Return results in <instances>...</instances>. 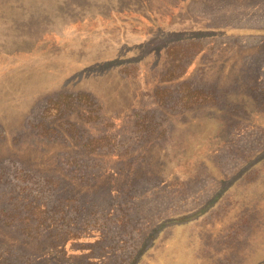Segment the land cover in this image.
<instances>
[{
	"label": "rangeland",
	"instance_id": "374dc122",
	"mask_svg": "<svg viewBox=\"0 0 264 264\" xmlns=\"http://www.w3.org/2000/svg\"><path fill=\"white\" fill-rule=\"evenodd\" d=\"M242 81L264 92V0H0V243L30 264L65 230L49 264H264V106ZM71 186L99 203L85 219L9 225L23 192Z\"/></svg>",
	"mask_w": 264,
	"mask_h": 264
},
{
	"label": "trees",
	"instance_id": "16d2710c",
	"mask_svg": "<svg viewBox=\"0 0 264 264\" xmlns=\"http://www.w3.org/2000/svg\"><path fill=\"white\" fill-rule=\"evenodd\" d=\"M242 83L244 84V89L246 88L248 90L249 95L253 94L254 96H256L261 101L262 106H264V97H261V98L259 97V94L260 95L263 94L264 96V92L258 87V84L249 85L245 83L244 81H242ZM244 89H242V91ZM183 92L186 93V97H188L187 102L190 103L188 105L197 104L198 106H201L207 103L212 104V105H219V104L221 105L220 99L218 98V97H221V93L219 92V90L206 89L205 87L198 88V87H192L191 85H189V87L187 86L186 90ZM78 97L80 98V100L86 99L88 101L89 99V96L85 94L80 95ZM184 99H185V96L183 100ZM94 150L95 149H92V152ZM74 160L76 159L74 158ZM70 167L75 174L73 175L74 176L73 178L80 179L78 164L75 163L74 161L72 162V165H70ZM124 183H127V182L124 181ZM79 190L80 189L75 188L74 186H71L70 191L68 193L69 195L65 196L62 200L57 201L55 204L53 203V205H51L50 200L41 201L39 198L35 197L34 195H30L28 192L27 193L23 192L22 195H20L17 199L15 198L14 203L9 207L10 209H12V215L11 216L8 215L6 211L4 213H5V216L10 217L12 221V223L10 221L9 225L13 224L17 220V222H20L23 225L22 230L27 235L36 238L38 237L39 232H41L44 228L46 231V229L50 227V224H52L51 222L55 221L54 215L52 213H56V212L67 213L68 211H70L71 213L72 210H75L78 212V215L76 218L78 220H81V219H85V217H83L85 216L84 212L87 211V209H90L89 207H87L89 204H93L95 207L96 206L98 207L99 203H97L96 200L89 202V199H87V197L83 198V193L80 192ZM110 193L111 191H108L107 195H110ZM97 210H98L97 208L90 210V214L95 215V213H97ZM188 219L190 218H186L185 220H188ZM175 220L177 219H170L162 223L160 226H158L153 231L151 236L148 238L142 251H145L147 248L150 247L152 241L157 237L159 232H161L165 228V226L170 225V224H182L184 222L183 219H178L177 221ZM57 222H60V221H57ZM61 232H62L61 234H59V232L54 233L52 235V241L49 242L48 245L44 247L43 251L49 250L47 252H50L48 253V256L41 255V256H37V258L42 257L43 260H45V262L49 264L48 261H50L49 259L51 257H54L53 256L54 252H56L58 248L63 247L65 240L68 238V234L69 235L72 234V231H67V230L61 231ZM19 245H20V242L14 243L12 245H4L2 241L0 243V264H30L28 261H24L22 259L18 261L17 257L19 256V254L20 253L23 254V251L20 248H18ZM64 246L66 247V245ZM12 257H14L15 261L12 260ZM53 262H54V259L52 260V263Z\"/></svg>",
	"mask_w": 264,
	"mask_h": 264
}]
</instances>
